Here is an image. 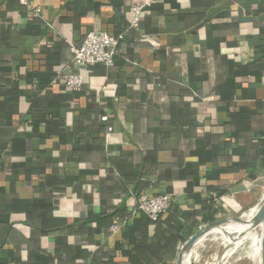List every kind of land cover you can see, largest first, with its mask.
I'll return each instance as SVG.
<instances>
[{"label": "crops", "instance_id": "0c3cea01", "mask_svg": "<svg viewBox=\"0 0 264 264\" xmlns=\"http://www.w3.org/2000/svg\"><path fill=\"white\" fill-rule=\"evenodd\" d=\"M135 1L0 0V264H176L259 201L264 0H165L132 25ZM91 31L123 40L72 94L55 75ZM141 193L173 196L157 222Z\"/></svg>", "mask_w": 264, "mask_h": 264}, {"label": "built area", "instance_id": "2783aa9c", "mask_svg": "<svg viewBox=\"0 0 264 264\" xmlns=\"http://www.w3.org/2000/svg\"><path fill=\"white\" fill-rule=\"evenodd\" d=\"M15 1L26 3V0ZM164 1L165 0H136L130 7L133 14L132 25L137 24L138 17L143 11H147ZM33 11L37 16L42 18V10L40 7H35ZM122 40L123 35L113 36L102 31H91L87 33L79 46L70 47L71 59L63 70L56 73L55 79L57 81H62L72 94L80 93L83 88L82 73L94 66L111 67L116 57V50ZM102 120L107 122V116H103ZM111 131L112 128L108 126L106 133L107 138ZM172 200L173 196L169 193L156 196L141 193L136 197V208L133 214L137 212L143 213L150 221L156 222L167 210ZM120 226L119 223L113 224L111 226V232H116Z\"/></svg>", "mask_w": 264, "mask_h": 264}, {"label": "rangeland", "instance_id": "374dc122", "mask_svg": "<svg viewBox=\"0 0 264 264\" xmlns=\"http://www.w3.org/2000/svg\"><path fill=\"white\" fill-rule=\"evenodd\" d=\"M255 185L258 189L256 192L261 196L259 199L258 195L259 201L252 202L251 200L247 207L235 215L237 218L246 219L244 215L260 204L264 195V174L258 177ZM256 196L257 194L254 195ZM255 230L257 231L245 233L236 238H229V234L222 231L209 233L208 236L202 237L197 264H214L216 260L219 262L215 264H261V249L257 246L260 231L258 228Z\"/></svg>", "mask_w": 264, "mask_h": 264}, {"label": "water", "instance_id": "95a60500", "mask_svg": "<svg viewBox=\"0 0 264 264\" xmlns=\"http://www.w3.org/2000/svg\"><path fill=\"white\" fill-rule=\"evenodd\" d=\"M245 222H247L246 219H241L237 217L230 218V219H223V220H220V221H217L215 223L208 225L201 231H198L184 244L178 256L176 264H183L184 258L190 253L191 249L195 246V244L203 236L211 233L212 230L216 228H224V227H227L228 225L235 224V223H245ZM249 223L252 229L258 228L260 231V234H259L260 235V247L262 249L260 262L261 264H264V196L260 204L256 207L254 215L251 217Z\"/></svg>", "mask_w": 264, "mask_h": 264}, {"label": "bare ground", "instance_id": "6f19581e", "mask_svg": "<svg viewBox=\"0 0 264 264\" xmlns=\"http://www.w3.org/2000/svg\"><path fill=\"white\" fill-rule=\"evenodd\" d=\"M263 196H262V198H263ZM255 210H256V206L253 209H251L247 214L244 215L246 217L247 222L231 224V225H228L227 227H224V228H216V229L211 231V234H213L214 232H217V231H222V232H226L227 234H229V236H228L229 238H235V237L241 236L245 233H252V232L257 231L255 229H252L250 226V223H249L251 217L254 215ZM257 246L261 249V247H260V235H258ZM261 251H262V249H261Z\"/></svg>", "mask_w": 264, "mask_h": 264}, {"label": "trees", "instance_id": "16d2710c", "mask_svg": "<svg viewBox=\"0 0 264 264\" xmlns=\"http://www.w3.org/2000/svg\"><path fill=\"white\" fill-rule=\"evenodd\" d=\"M153 7H154V6H153ZM157 221H158V220H157ZM157 221H156V222H157Z\"/></svg>", "mask_w": 264, "mask_h": 264}]
</instances>
